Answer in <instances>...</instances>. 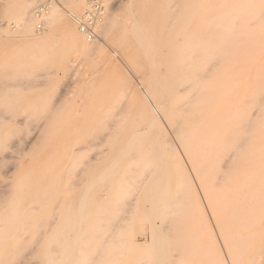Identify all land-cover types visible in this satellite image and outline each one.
I'll list each match as a JSON object with an SVG mask.
<instances>
[{
	"label": "rangeland",
	"instance_id": "rangeland-1",
	"mask_svg": "<svg viewBox=\"0 0 264 264\" xmlns=\"http://www.w3.org/2000/svg\"><path fill=\"white\" fill-rule=\"evenodd\" d=\"M14 1L0 0V115L10 130L9 141L0 145V214L4 218L3 233L6 236L14 228V224H11L14 209L9 206V202L14 199L13 191L19 182L27 180L26 199L23 196L19 198L17 211L31 218L30 229L35 236L23 244L25 246L20 256L14 261H7L9 250L7 253L6 246H0V264H71V261L73 264H141L138 263L140 257L144 258L145 264H157L156 261H159L158 264H173L176 260L182 262L180 257L184 249L196 243L204 245L205 251L212 254L213 259L204 258L203 264H211V261L215 263L220 256L218 253L226 264H230L188 160L172 136L169 126L157 121L151 111L152 103L146 95L149 90L148 77L152 72L146 63L147 58L138 48L136 40L131 37L124 40L120 30L123 26L120 19L123 24L127 21L125 11L131 4L134 19L130 17V21H135L140 33L151 40L150 52H157L154 53V62L160 86L175 92L179 88V79L190 76L194 78L204 67L200 28L201 8L205 0H110L98 35L93 41L87 40L80 33L77 24L60 7L61 20L55 27L45 26L44 30L39 31L36 22L34 29L18 27L22 23L21 16L9 14ZM89 2L67 0L65 7L82 14ZM257 21L251 18L246 25L255 31L260 29ZM118 22L120 24H116ZM76 32L85 37L91 50L84 52L76 43ZM97 40L98 44L95 42ZM35 44L39 48H34ZM212 61L215 59L208 62L210 66ZM236 68L237 82L232 96L234 115L238 104L246 100L243 96L246 95L244 84L248 71L247 61L239 62ZM146 130L143 139L140 137L136 145H131L133 150L130 152L128 149H131L129 143L132 137ZM111 131L113 136L116 132L114 137L110 135L113 139L108 135ZM7 152L11 158L2 159L1 156ZM177 152H180L181 158ZM157 163H160L161 169ZM109 170L111 174L104 176ZM123 172H128L130 176L125 174V177ZM180 172L185 175L187 172L186 177L192 179L188 189L192 188V199L197 203L183 198L176 201L175 207H168L172 195L180 188ZM119 181H124L121 189ZM108 185L113 186L111 188ZM86 186L89 187L88 194L85 193ZM106 187L107 190L112 189L118 201L115 202L116 207L110 201L107 206H113L112 213L101 216L97 213L98 200L104 195L103 190L107 191ZM68 198L72 201L69 202ZM35 199L41 200L39 204L35 203ZM191 200L193 203H190ZM84 202L86 204L79 205ZM129 203H135L137 208L131 214L132 220L126 223L123 219L127 213V216L130 215L129 210L127 212ZM149 203L153 204L150 205L152 209L144 210L143 207L149 206ZM118 204L120 208H117ZM36 206L38 210L34 212ZM189 206L195 209L192 213L186 211ZM148 211H151L150 214ZM110 225L115 226L116 231ZM186 227L192 228L200 237L205 236L207 229H210L212 238L208 241L203 238L202 242L199 238L182 239L179 234L185 232ZM212 228L215 232H211ZM96 231H100L103 237L96 234ZM111 232L115 233V238ZM77 236V244H74L76 247H73L71 245ZM107 238L110 243L104 242ZM69 239L73 242L70 243ZM37 242H40V248L35 252ZM102 244L105 246L102 247ZM66 245L69 250H66ZM99 251H102L100 255ZM154 254L156 260L149 263L147 259ZM91 258L94 260L90 261ZM183 262L180 264H186V260Z\"/></svg>",
	"mask_w": 264,
	"mask_h": 264
},
{
	"label": "bare ground",
	"instance_id": "bare-ground-1",
	"mask_svg": "<svg viewBox=\"0 0 264 264\" xmlns=\"http://www.w3.org/2000/svg\"><path fill=\"white\" fill-rule=\"evenodd\" d=\"M37 2L38 0H23V1L15 0L14 1L12 8H9L10 9L9 14L10 15L15 14V15L21 16L22 23L18 25V27L34 29L35 20L33 17H31L30 19V16ZM6 3L5 5H7ZM2 4L1 6L4 5ZM132 9L133 8L131 4L128 7V9L126 8L127 11H125V15L127 17L126 18L127 21H125L123 24V21H121L120 19V22H122V25H123L120 28V30L123 33L124 40L125 39L127 40L130 37L136 40V42L139 45L138 48H140V50L142 51L143 56L147 58V59L145 58L147 61L146 63L150 65L151 67L150 72H152L150 73L151 75L148 77L149 90L147 91V95H146L147 98L149 99L148 101H151L152 103V105L149 104L151 107V111L154 114L155 119L157 121L169 126L172 136L175 138V140L181 147L184 156L188 160L190 169L208 205L209 212L211 213L213 223L215 226L216 234L219 236V239L221 242L220 244H222L225 250L226 256L228 258L227 261H229L230 264H264V0H205L204 1L203 7L201 8L202 28H200L202 30L201 40H202V46H203V51H204L202 61H203L204 67L202 71L199 74H197V76L194 78H191L190 76V78L185 77V78L179 79L178 81L179 88L175 92H172L170 88L162 89V87L160 86L159 77L157 78L156 77L157 73H155L157 66H155L156 63L154 62V57H156L154 53H157V52L156 51L154 53L150 52L151 40L144 33L142 32H141L142 34L140 33L138 29L139 26L137 27L136 24H134L135 21L134 22L130 21V17L134 19L133 18L134 16L132 15L134 11H132ZM60 18H61V14L59 12V7L54 6L52 10L50 11V14L46 17V26L48 28L57 26L61 20ZM251 18L256 19V21L258 20L257 24H259L260 29H257L255 31L250 30V25L248 27V25H246V22ZM120 22L116 24H120ZM251 22L253 23V20ZM82 35L76 32L75 34L76 43H78L82 47V50L84 52L91 50L92 48L86 43L85 37ZM150 36H153V35H150ZM95 42L96 44H98L99 41L97 40ZM38 46L39 45H36L34 48H39ZM154 48H155V45H154ZM155 50L157 49L155 48ZM213 59H215V61L214 62L212 61V65L210 66L208 62ZM245 60L248 63V71L246 73V81L244 84L246 95L243 96L244 99L246 98V100L242 102L240 101L241 103L238 104V106L236 107L237 110H235L237 113L234 115V111H233L234 107H232V96L234 93L235 83L237 82L236 79H237L238 70L236 66L239 62H242ZM207 64H208V67H206ZM190 72H193V70H191ZM1 116L2 115H0V145L2 143H5L7 140L9 141V138H10V134H9L10 130L8 129V125H4L6 122H5V119H2ZM111 129L113 130V127ZM145 133H147V130L146 132L142 131V132H138L135 135L133 134L134 136L132 137L129 143L130 148L132 144H133L132 146L136 145L135 143H137V140H140L138 138L141 137V139H143L144 137L143 134ZM115 134L116 132L114 133V136ZM108 135H109V138H112L113 136L112 131H111V134H108ZM110 135L112 136L110 137ZM128 150L130 151L133 149L131 148ZM127 152L125 153L123 152V153L126 154ZM177 155L179 156V158H181L180 152H177ZM1 158L2 159L11 158V154L7 152L3 156H1ZM124 158H125V155H124ZM35 163H38V162L35 161ZM159 164H158V167H159ZM161 166H163L162 163L160 167ZM115 168L114 169L112 168V169L115 170ZM110 170L109 172L105 171L106 173L104 174V176L107 174H111L112 171L110 172ZM125 174L129 175L128 172L124 173L123 175L125 177H126ZM187 174L188 173L186 172V175ZM159 175H160V170H159ZM179 175H180L179 176L180 180H178V183H179L178 185L180 188L176 189L175 191L176 193L172 195L171 200L168 204V207L169 205H172V207H175L177 205L175 204L176 201L180 199L183 200L184 198V200L186 201L187 199L189 200L194 197V194L191 190L192 188L190 187L191 189H188L189 186L191 185V183L189 185V182L192 179L189 180L190 178H187L184 172H180ZM109 177H111V175ZM151 180L153 181V178H151ZM26 181L19 182V185H18L19 188L17 187L18 189L16 188V190L13 191L14 199L9 202L10 204L9 206L13 207L14 209L13 217H12L13 221L11 222V224H14V228L6 236H4V233H3L4 232L3 231L4 218L2 217V214H0V246L5 245L7 248V253L9 250V253L7 255L8 256L7 261L9 260L14 261L15 258L17 259V257L20 256V252L22 248L25 246V245L23 246V244L32 240L33 235H34V231L30 229L31 228L30 223L32 222V220H30L31 218L29 217L27 218L25 216L26 214L24 215L22 212L17 211V205L19 204V200H20L19 198H21L22 196L23 197L26 196V193L28 190L27 189L28 183ZM123 182L119 181L120 189H121V186H123L124 184ZM150 184H153V183L151 182ZM29 186H31L30 183H29ZM107 187L105 190H107ZM155 188L158 189V187H155ZM87 191L89 192V187H87V190L85 193H87ZM103 192H104V195L100 197V199L98 200L99 204H98V211H97V213L101 216H104L105 214L109 212L112 213L113 206L111 207L110 205L107 206L108 204H110V201L114 202L113 203L114 205L117 204L115 202L118 201V198L115 197V193L112 194V189L107 190V191L103 190ZM147 192H145L146 196H147ZM41 193H44V192L41 191ZM85 193L83 195H85ZM118 193L121 194L120 192ZM156 193H158L157 190H156ZM156 193H154L155 196L157 195ZM53 194H56V193L53 192ZM42 197L43 196H41V200H42ZM82 198H84V196H82ZM144 198L148 199L147 197H144ZM24 199L26 198L24 197ZM85 200L86 199H84V201ZM192 200L194 201L195 199H192ZM192 200L190 203H193ZM38 201L39 200L37 199L35 203L39 204L40 201L39 202ZM68 201L70 202L72 200H69L68 198ZM80 201H83V199H81ZM195 202L196 201H194V203ZM32 204L33 203H31V205ZM82 204H86V203L85 202L79 203V205H82ZM134 204L129 203L128 205L129 209H127V212L129 210L130 215L127 216L128 213L126 212L127 215L124 217L123 222L125 221L127 223L128 221L132 220L131 214L132 213L134 214L135 208H137L136 206H134ZM123 205H121L122 208H123ZM150 205L152 206L153 204L149 203V206L145 205L146 207H143V209L146 211L149 209H152ZM118 207L120 208V204L117 205V208ZM143 209L141 208V210ZM37 210H38L37 206L33 208L34 212ZM192 210H195V209L194 208L192 209V207L190 208L189 206L188 210L186 211H188L187 213H190V212L192 213L193 212ZM76 212L78 213L79 211H76ZM122 212L123 210L121 211V213ZM203 213H205V211ZM203 213H201L202 214L201 216H204ZM30 214H33V213H30ZM80 215L82 216V214ZM187 215L189 216L190 214H187ZM36 218L38 217L36 216ZM36 218H33V219H36ZM203 218L201 217V219ZM111 220L113 219L111 218ZM76 223L77 222H75V224ZM118 223H119V220H118ZM123 226H124V223H123ZM123 226H121V228ZM111 228L115 229V226ZM78 229H80L79 225H78ZM113 229H110V230H113ZM83 230L84 229H82V231ZM184 230L185 232L179 231L180 232L179 236H181L182 239L190 240L193 238H197V239L199 238L201 240L205 238L208 241L210 240V238H212L210 237L211 235L209 233L210 229L209 231L207 229V231L205 232V236L201 235V237L190 227H186L184 228ZM213 231L214 230L212 228L211 232ZM79 232H77V234ZM73 233L74 231L72 232V234ZM97 233L101 237H103V235L105 237V232L103 235L100 231H96V234ZM111 233L113 236L115 235V233L113 232ZM86 237H88L87 234H86ZM115 237L116 236H114V238ZM77 239H78V236L76 237L74 242L71 241V239H69L70 243L73 242L71 246L76 247V245L74 246V244L76 243ZM156 239H158V237ZM112 240L116 241V239L115 240L112 239ZM106 241L107 243L108 242L110 243V240L108 238L107 240H104V242ZM40 242L39 243L37 242V247L36 249H34L35 252L39 250ZM159 242L162 243V241H158V243ZM111 243L113 244V242ZM105 244H102V247L105 246ZM32 245H35V244H32ZM162 246L160 248L161 250H163ZM73 247H71V249ZM65 248L67 250L69 247H67L66 245ZM3 250L4 248H2V251ZM101 250H103V248ZM184 250L185 252L184 254L181 255L180 259L182 258L183 261L186 260V264H203L202 261L204 258L213 259L212 254L205 251L204 245H201V244L198 245L196 243L193 246L187 249H184ZM101 253L102 251L99 253V255ZM218 254L220 256L219 258L217 257L215 263L216 264H226V262L224 261L225 259H222L221 254L220 253ZM29 256H30V253H29ZM157 257H160V256H157ZM101 258H103V256ZM143 259L144 258L140 257L139 259L140 262L138 263L145 264L143 263ZM148 259L147 261L149 263L151 262L153 263L156 260L155 254L151 255L150 258ZM92 260L94 259L91 258L90 261ZM157 260H160V259H157ZM86 261H88L87 258H86ZM183 261L181 262L180 260H176L173 264L184 263ZM158 262L159 261H156L157 264ZM215 263L211 261V264H215ZM71 264H73L72 261H71Z\"/></svg>",
	"mask_w": 264,
	"mask_h": 264
},
{
	"label": "built area",
	"instance_id": "built-area-1",
	"mask_svg": "<svg viewBox=\"0 0 264 264\" xmlns=\"http://www.w3.org/2000/svg\"><path fill=\"white\" fill-rule=\"evenodd\" d=\"M67 0H40L39 4L32 12V16L36 22L39 31L44 30L46 26V17L54 6H58L77 24L81 34L87 40L93 41L98 35L100 23L106 13L107 3L110 0H90L84 13L77 14L65 7Z\"/></svg>",
	"mask_w": 264,
	"mask_h": 264
}]
</instances>
